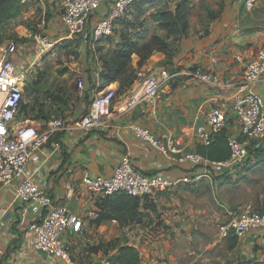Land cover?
<instances>
[{
    "label": "crops",
    "instance_id": "crops-1",
    "mask_svg": "<svg viewBox=\"0 0 264 264\" xmlns=\"http://www.w3.org/2000/svg\"><path fill=\"white\" fill-rule=\"evenodd\" d=\"M25 1V8L20 15L2 28L4 41L0 48H5L10 43L14 44L6 38L9 31L10 34L12 33L10 37L14 39L37 37L32 32H28L26 25H15L16 21L19 23V20L25 21L26 18L30 21L36 19L37 22L42 19L43 24L47 21L43 36L52 42L53 48L43 57L53 55L55 51L60 53L70 50L78 56L76 58L77 74L82 73L85 80L90 76L97 88L101 84L99 76L102 73V64L97 58L98 55L92 57L93 59L91 56L87 59L84 49L86 45L80 43L82 48L79 47V41L68 37L67 32L60 25L59 13L62 0ZM153 1V3H145L141 12L130 9L126 19L127 24L116 25L115 32L111 36L114 47L121 42L124 34H137L140 29L147 40L158 24L154 20L155 14L163 9L171 10L176 3V0ZM221 1L223 8L220 15H217L213 21H205L206 28L189 22V26L195 30L194 32L191 30V35L180 39L179 46L174 48L170 61H167L164 54L155 53L142 66L143 69L169 67L180 75L161 87L152 106H141L134 115L127 118H119L113 114L107 127L100 132L83 134L74 130L59 129L28 162V173L46 190L54 203L66 205L69 211L83 219V227L79 233L70 232L63 235L67 244L79 242L82 236L87 237L91 233L102 234L106 229H112L115 226L123 232L127 242L126 244L117 242V246L126 245L138 250L140 253L138 264L257 262L264 264V230L236 236V244L233 245L234 235L221 239L214 225H220L228 219L230 213L227 210L225 212L228 215L208 211L207 208L203 213L202 210H197L187 202H183L189 200L188 195L198 192L199 187L216 184V182L213 183L215 178L224 180L228 176L215 178L202 176L198 170L191 169L186 163L168 160L148 145L136 140L129 129L130 125H138L147 128L155 138L163 142L168 138L171 139L182 153L176 156L177 159L186 154H197L201 144L195 136L196 128L204 126L211 106L229 104L231 92L214 89L193 79L188 73L195 70L207 72L215 74L226 84H235L241 80L243 62L250 59L259 49L264 48L261 39L251 42V39L256 38L257 35L250 37L252 33L248 34L247 29L242 27L245 19L241 9L243 0ZM35 11L38 13L34 14ZM46 11H48V17L45 19L42 16ZM33 14L34 16L31 17ZM99 14L105 16L106 12L101 10ZM251 17L249 14V19H252ZM251 44L258 47L257 51L254 47H248ZM17 53L10 56L14 62ZM19 61L21 62V59ZM23 61L25 64L26 60ZM93 62L95 67L91 68ZM137 62L138 59L133 57L131 66L134 69H137ZM24 64L16 65L24 68L20 66ZM32 84L33 82L29 84L30 86L28 85L29 87L26 86L27 93L26 90L23 93L22 102L28 106L31 117L25 120L35 122L42 129L50 120L71 123L85 112L84 90L77 91L73 80L70 81V85L66 82L69 87H65L64 90L59 89L56 93L46 91L44 95H40L42 92L35 90L37 84ZM109 86L118 91L119 83L115 82ZM130 89L117 94L122 97ZM258 91L264 97V84L258 87ZM71 93L79 99L74 104L71 101ZM51 94L59 95L66 101H53L49 97ZM39 95L44 97L41 101ZM55 113L58 114L56 118L53 116ZM236 131V122L230 120L226 133L234 134ZM127 153L130 154L135 169L142 174L164 173L171 179L179 180L180 185L175 190L157 192L145 199L144 201L153 204L154 208L145 211V218L140 225L134 224L121 229L117 224L106 222L95 226L88 222L86 217L89 212L97 210L96 204L104 196L87 191L80 185L81 178L84 172H88L93 177L110 176L122 156ZM225 184L224 181L220 189H225ZM67 187L74 189L70 200L66 199ZM167 200L172 201V205L168 204ZM261 208L262 205L259 204L256 210L259 211ZM200 213L207 216L199 222L197 218ZM147 219L153 221L158 219V221L145 222ZM35 224L37 220L34 215L26 211L24 206L14 198V190L1 188L0 264H64L31 250L29 240ZM100 244L92 249L93 261L88 264H117L115 261L118 247L104 250L100 248Z\"/></svg>",
    "mask_w": 264,
    "mask_h": 264
},
{
    "label": "built area",
    "instance_id": "built-area-1",
    "mask_svg": "<svg viewBox=\"0 0 264 264\" xmlns=\"http://www.w3.org/2000/svg\"><path fill=\"white\" fill-rule=\"evenodd\" d=\"M138 1L62 0L60 25L68 37L76 38L84 45L91 44L111 36L116 25L127 19L133 4ZM253 4L254 0H246L244 10L250 11ZM101 10L106 12L105 16L99 14ZM38 40L41 56L53 48L46 36L38 37ZM14 52L15 45L12 43L0 48V189H13L14 198L36 218L37 224L33 226L29 240L31 250L64 264H77L63 235L79 233L83 227V219L69 211L66 205L54 203L46 190L28 173V162L59 129L83 134L100 132L107 127L113 114L119 118H127L134 115L141 106H152L161 87L180 75L165 67L137 68L131 89L122 97L108 86L93 96L88 109L77 120L71 123L50 120L42 129L31 120L18 119L29 71L10 59ZM188 75L214 89L231 92L229 104L211 106L204 126L195 130L199 144L206 147L215 136L228 129L230 120H234L237 131L226 136L230 150L227 160L216 163L197 154H186L177 159L176 156L182 153L171 139L163 142L155 138L147 128L138 125H130L129 129L136 140L168 160L188 164L202 176H229L264 146V97L258 91V87L264 84V48L243 62L241 80L238 83L226 84L215 74L197 70ZM75 85L77 91L84 90L85 78L82 73L78 74ZM80 185L87 191L104 197L126 194L144 201L157 192L177 189L180 181L171 179L164 173L142 174L135 169L131 156L127 153L122 156L110 176L93 177L84 172ZM73 192L72 187H67V200L71 199ZM97 217L94 210L88 213L86 220L90 222ZM262 230L264 212H259L252 205H244L229 214L228 219L217 228L221 239Z\"/></svg>",
    "mask_w": 264,
    "mask_h": 264
},
{
    "label": "rangeland",
    "instance_id": "rangeland-1",
    "mask_svg": "<svg viewBox=\"0 0 264 264\" xmlns=\"http://www.w3.org/2000/svg\"><path fill=\"white\" fill-rule=\"evenodd\" d=\"M245 1L246 0H243V2ZM222 8L223 3L221 0H191L189 22H193L194 25L200 24L203 28H206V26H204L206 25L205 21H213L217 15H220ZM39 12L41 13V11ZM36 13L38 12L35 11L34 14ZM34 14L31 15V17L34 16ZM243 14L245 19L242 22V27L247 29L246 32L248 34L252 33L250 37L257 35L256 38L251 39V42H255L256 39H261L262 44H264V1L254 0L252 9L250 11L243 10ZM249 14H251L252 19H249ZM42 17L46 19L48 17V11H46L45 15ZM35 20L36 19L30 21L29 18H26L25 21L21 19L19 23L16 21L14 24L26 25L25 28L28 32H32L37 37L31 36L28 38H21V40L14 39L10 37L12 33L10 34L9 31L7 32L6 38L15 44L16 48L13 54L18 52L17 56L14 58V63L18 65L21 63L24 64L23 60H26L24 65H20L24 66V69L29 71L26 86L32 82V85L38 82L35 90L42 92L40 95H44L46 91L49 93H56L59 89L64 90L65 87H69L66 82L70 85L71 80H73V82L77 81L78 74L76 71L78 66L76 58L78 56L74 55L70 50L60 53L55 51L53 55L40 56V46L37 38L43 36L47 21L43 24L42 19H40L39 22ZM192 28L193 27L189 26V31L185 36L191 35V30L194 32L193 30L195 29ZM154 31L152 30V32ZM180 39L172 42L173 49L178 48ZM248 47H254V45L251 44ZM257 48V46L254 47V50L256 49L255 51H257ZM42 58L43 60L41 61ZM20 59L21 62L19 61ZM166 68L173 73L172 69L169 67ZM40 95L39 98L41 101L44 97H40ZM78 100L79 99H77L75 95L72 96L71 101L73 104ZM53 116L56 118L58 114L55 113ZM260 149L259 152L252 155L249 161L241 165L242 168L235 169L232 171V174L224 180L222 178H215L213 183L216 182L217 185L208 184L199 187L198 192L188 195L189 200L183 202H187L197 210H202L203 213L205 212V208H207L208 211L212 210L213 212L217 211L223 214H226L225 211L227 210V212L231 214L244 205H252L257 209L261 201L264 200V146ZM224 181L226 183L225 189H220ZM167 202L171 205L173 203L170 200H167ZM180 202H182V200ZM205 216L207 215H201L200 213L197 219H199L200 222ZM151 220L147 219L145 222L158 221V219L154 221ZM214 225L216 233L218 234L217 228L219 224ZM101 242H103V244H100ZM117 242L120 244L127 243L126 236L123 232L114 226L112 229H106L102 234L91 233L87 237L82 236L79 242H71L70 245L68 244V247L77 264H88L90 261H93L91 258L92 249L96 248L99 244L100 248L104 250L110 249L112 244L118 245Z\"/></svg>",
    "mask_w": 264,
    "mask_h": 264
},
{
    "label": "trees",
    "instance_id": "trees-1",
    "mask_svg": "<svg viewBox=\"0 0 264 264\" xmlns=\"http://www.w3.org/2000/svg\"><path fill=\"white\" fill-rule=\"evenodd\" d=\"M152 1L153 0H139L133 4L131 9L141 12L142 6L145 3H153L154 1ZM25 3V0H0V46L4 41L2 28L20 15L25 8ZM244 3L245 2H243L241 8L243 10ZM190 4L191 0H176L171 10L163 9L157 12L154 16V20L158 24L155 31L147 40L144 32L140 29L137 34H124L121 42L115 47L112 45L113 39L111 37L114 33L111 36L103 37L85 46L84 49L87 54V59L90 58V56L94 58L95 55H98L97 58L102 64V73L99 76L101 84L97 88H95V82L92 81V78L90 76L86 77L84 88V104L86 110L90 105L91 96L100 92L110 84L115 82L119 83L118 94H122L132 87L136 72V69L131 66L133 57L138 59V69L142 68L155 53L164 54L167 61L172 59L174 51L172 42L184 37L189 31ZM118 24L125 26L127 21L125 19ZM78 46L81 47L80 42ZM91 47L95 49L92 50ZM94 67L95 63L93 62L91 63V68ZM174 73L177 72L175 71ZM36 96L38 95L36 94ZM49 97L56 102H64L65 100L59 95L54 96L51 94ZM40 116L43 117V115ZM28 117L29 119L31 118L28 106L21 102L18 119L25 120ZM226 136L227 133L224 131L215 136L209 146L204 147L201 145L198 147L197 155L216 163L227 160L230 155V150L226 142ZM261 205L262 208L259 209V212L263 213L264 200L261 201ZM153 208L154 206L150 202L141 201L126 194H114L98 200L96 204V213L98 217L96 220L90 222L95 226H99L106 222H115L121 229H124L130 225L142 224L145 218V211ZM236 240L237 237L234 236L232 238L233 245L236 244ZM117 247V245L112 244L110 248L115 249ZM139 261L140 253L135 248L126 245L118 247L115 263L138 264ZM249 264L263 263L257 262Z\"/></svg>",
    "mask_w": 264,
    "mask_h": 264
}]
</instances>
